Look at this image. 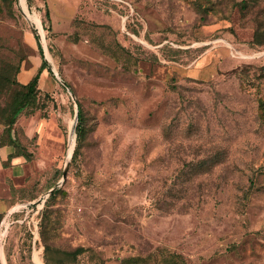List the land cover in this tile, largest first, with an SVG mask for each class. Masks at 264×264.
Returning <instances> with one entry per match:
<instances>
[{"label": "rangeland", "instance_id": "rangeland-1", "mask_svg": "<svg viewBox=\"0 0 264 264\" xmlns=\"http://www.w3.org/2000/svg\"><path fill=\"white\" fill-rule=\"evenodd\" d=\"M245 1L0 0V68L32 75L38 43L47 74L40 106L8 132L25 171H0V210L12 202L0 264H44L49 184L63 196L48 236L87 247L77 264L161 251L181 264H264V42H252L264 0ZM77 100L87 133L71 159Z\"/></svg>", "mask_w": 264, "mask_h": 264}, {"label": "trees", "instance_id": "trees-1", "mask_svg": "<svg viewBox=\"0 0 264 264\" xmlns=\"http://www.w3.org/2000/svg\"><path fill=\"white\" fill-rule=\"evenodd\" d=\"M8 1V0H7ZM11 1V0H10ZM30 2V0H27ZM239 5H244L246 3L245 0H238ZM42 22L45 25L46 29H49V13L48 8L45 3H43L42 7ZM35 37L36 34H34ZM264 36V32L260 29H255L252 37V42L254 44H261L264 42L262 38ZM38 51L40 54V63L37 66L34 73L30 76V78L25 82H18L14 77L8 79L6 75L7 68H0V75H4L3 79L7 84V92L8 96L4 103L0 106V120L6 125L7 131V140L1 142L0 145L9 144L12 146L13 150L8 153L6 160L3 161V165H6L9 159L17 154H21L19 150H16L17 144L13 139L12 134L10 135L9 129L16 119L17 115L22 110L32 111L35 108H38L40 105L38 103V87H37V79L39 73L42 68L46 67V62L42 56L41 48L37 43ZM17 67H14L16 70ZM48 69V68H47ZM48 71H50L48 69ZM65 86L70 87L65 81ZM45 94V93H43ZM75 138H74V146L71 152V159L76 158L79 153V148L85 138L87 133L86 119L85 115L82 111L80 102L76 101V122L74 126ZM12 136V137H11ZM22 155V154H21ZM52 184H49L47 188H49ZM46 188V189H47ZM63 196L60 188H54L50 190L43 201L42 208L40 210V219L38 221L39 227V239L42 244L41 249V260L44 264H77L78 258L82 253L87 251V247L82 245L74 246L73 248H62L58 244H55L53 240L49 238V234L52 236V230L55 227L56 219L54 213L56 208L52 207L56 197ZM12 205V202H9ZM5 209L0 210V219ZM127 261H131L135 264H142L147 260H152V264H181L183 263V258L179 253L172 251H161L159 253L150 252L145 255H133L131 257L126 258ZM123 261V263H127Z\"/></svg>", "mask_w": 264, "mask_h": 264}, {"label": "crops", "instance_id": "crops-1", "mask_svg": "<svg viewBox=\"0 0 264 264\" xmlns=\"http://www.w3.org/2000/svg\"><path fill=\"white\" fill-rule=\"evenodd\" d=\"M30 73H25L24 78L20 79L21 82H25L30 78ZM41 77L46 80L47 74H42L41 76H38V78L41 79ZM50 80H47V83L49 84ZM13 150L12 146L9 144H3L0 145V171H5L6 173L10 174L12 177H18L25 171V164L23 163V157L21 154H17L12 156L8 163L6 165H3V161L6 160L7 155L9 152ZM4 201V199H2ZM6 202V201H5ZM12 205L9 204V202H6L5 210H10L11 212Z\"/></svg>", "mask_w": 264, "mask_h": 264}, {"label": "water", "instance_id": "water-1", "mask_svg": "<svg viewBox=\"0 0 264 264\" xmlns=\"http://www.w3.org/2000/svg\"><path fill=\"white\" fill-rule=\"evenodd\" d=\"M74 118L76 119V110L74 112ZM68 155H70V152H69ZM68 162H69V158L66 159L64 164H63V167H62V170H61V181L65 178V172H66V169H67ZM55 187H56V184H53L50 188H48L47 192H49L50 190L54 189ZM9 211L10 210H7L6 213L9 212Z\"/></svg>", "mask_w": 264, "mask_h": 264}, {"label": "bare ground", "instance_id": "bare-ground-1", "mask_svg": "<svg viewBox=\"0 0 264 264\" xmlns=\"http://www.w3.org/2000/svg\"><path fill=\"white\" fill-rule=\"evenodd\" d=\"M0 230H1V229H0ZM4 231H5V225H4V227L2 228L0 234H3ZM37 262L41 263L40 259H37Z\"/></svg>", "mask_w": 264, "mask_h": 264}]
</instances>
